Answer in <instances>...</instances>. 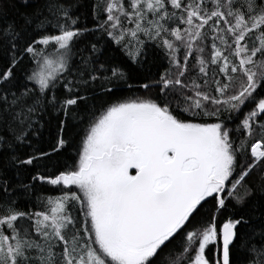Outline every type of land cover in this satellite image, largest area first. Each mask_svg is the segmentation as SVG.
Returning a JSON list of instances; mask_svg holds the SVG:
<instances>
[{"label": "snow or ice", "instance_id": "1", "mask_svg": "<svg viewBox=\"0 0 264 264\" xmlns=\"http://www.w3.org/2000/svg\"><path fill=\"white\" fill-rule=\"evenodd\" d=\"M0 264H264V0H0Z\"/></svg>", "mask_w": 264, "mask_h": 264}, {"label": "trees", "instance_id": "2", "mask_svg": "<svg viewBox=\"0 0 264 264\" xmlns=\"http://www.w3.org/2000/svg\"><path fill=\"white\" fill-rule=\"evenodd\" d=\"M21 11H23V9H21ZM8 17H9V19H16L17 18L14 14V11H9ZM152 70L154 71L155 69H152ZM122 94H126V93H122Z\"/></svg>", "mask_w": 264, "mask_h": 264}]
</instances>
